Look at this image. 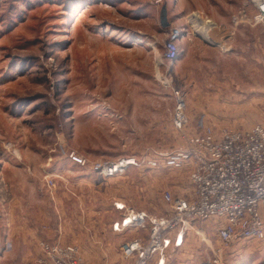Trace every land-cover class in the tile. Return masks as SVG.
<instances>
[{"label":"rangeland","instance_id":"1","mask_svg":"<svg viewBox=\"0 0 264 264\" xmlns=\"http://www.w3.org/2000/svg\"><path fill=\"white\" fill-rule=\"evenodd\" d=\"M164 1L0 0V264H36L42 238L77 245L83 264L134 262L120 246L148 241L150 229L118 233L113 221L126 206L167 214L164 191L189 188L187 168L152 165L158 152L185 143L173 121L179 97L189 131L200 120L264 126V60L247 76L245 60L224 56L227 37L210 32L222 43L209 45L190 27L177 41L178 59L165 60ZM254 1L257 11L235 16L234 26L264 22ZM128 158L136 164L113 176L93 169ZM218 244L212 221H198L180 248L170 244L166 261L264 264V241L240 239L222 252Z\"/></svg>","mask_w":264,"mask_h":264},{"label":"built area","instance_id":"2","mask_svg":"<svg viewBox=\"0 0 264 264\" xmlns=\"http://www.w3.org/2000/svg\"><path fill=\"white\" fill-rule=\"evenodd\" d=\"M257 5L259 13L255 19L264 21V0H257ZM183 34L184 29L180 27L169 32L164 41L165 60L172 62L178 59L180 49L177 41ZM185 110V99L179 97L173 121L183 133L185 143L172 150L158 152L159 156L153 159L152 165L155 168H187L188 191L176 194L166 189L162 198L169 207V213L159 217L151 216L145 210L128 208L122 202L116 203L119 210L126 206V213L120 220L113 221L114 232L130 228L150 229L148 241L136 237L120 246L126 257H136L131 264H149L157 253L161 256L156 264H169L166 252L170 244L180 248L186 234L198 221L211 220L214 224L218 252L240 239L264 241V126L256 124L240 129L201 123L200 130L189 131V117ZM60 149L77 164L87 166L88 162L82 155L67 153L63 145ZM131 164H136V159L97 163L93 169L113 176ZM53 185L50 179L48 186ZM38 246L36 264H83L77 245L42 238Z\"/></svg>","mask_w":264,"mask_h":264},{"label":"crops","instance_id":"3","mask_svg":"<svg viewBox=\"0 0 264 264\" xmlns=\"http://www.w3.org/2000/svg\"><path fill=\"white\" fill-rule=\"evenodd\" d=\"M254 2V0H165L162 5L157 4V7L160 11L166 7L167 18L171 23L168 32L175 27H182L184 32H187L185 35H188L190 27L194 35L214 46L217 45L215 43L222 42L212 38L210 32L215 31L214 35L219 38L223 35L227 37V43H230L224 49V56L230 58L239 55L240 59L246 61V75L253 77L254 60H264V22L252 25L240 21L234 26L233 19L244 13L248 17L252 16L257 11ZM196 16L203 23L197 22ZM208 21L212 23L209 28L206 23ZM240 34L245 36V42L244 45L238 46L237 37ZM233 38H235L234 42H232ZM205 122L200 120L202 124Z\"/></svg>","mask_w":264,"mask_h":264},{"label":"water","instance_id":"4","mask_svg":"<svg viewBox=\"0 0 264 264\" xmlns=\"http://www.w3.org/2000/svg\"><path fill=\"white\" fill-rule=\"evenodd\" d=\"M161 24L165 27L169 25V21L167 19L166 7H163L161 12Z\"/></svg>","mask_w":264,"mask_h":264},{"label":"bare ground","instance_id":"5","mask_svg":"<svg viewBox=\"0 0 264 264\" xmlns=\"http://www.w3.org/2000/svg\"><path fill=\"white\" fill-rule=\"evenodd\" d=\"M196 21L199 22L200 20L197 18L196 16ZM210 37V36H209ZM129 163H133L132 161H130Z\"/></svg>","mask_w":264,"mask_h":264}]
</instances>
